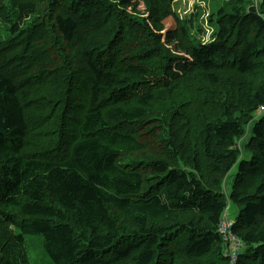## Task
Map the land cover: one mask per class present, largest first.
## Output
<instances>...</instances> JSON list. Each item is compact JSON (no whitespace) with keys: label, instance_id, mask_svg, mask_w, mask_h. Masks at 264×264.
<instances>
[{"label":"trees","instance_id":"obj_1","mask_svg":"<svg viewBox=\"0 0 264 264\" xmlns=\"http://www.w3.org/2000/svg\"><path fill=\"white\" fill-rule=\"evenodd\" d=\"M174 7L0 0V264H264V0Z\"/></svg>","mask_w":264,"mask_h":264},{"label":"rangeland","instance_id":"obj_2","mask_svg":"<svg viewBox=\"0 0 264 264\" xmlns=\"http://www.w3.org/2000/svg\"><path fill=\"white\" fill-rule=\"evenodd\" d=\"M224 0H175V7L174 12L180 16V18L188 24L191 31L194 32V34L199 38L202 39L204 42L211 41L212 34L214 32V27L210 23L209 17H210V8H215L216 6L222 4ZM196 5V7H195ZM200 7L203 10H201V15L198 20L191 21V16L189 15L193 11H197V8ZM183 23V22H182ZM166 28L175 27V21L172 17H169L165 20ZM184 25V24H183ZM200 27H202L203 31H200ZM8 36V32L6 31V25H4L2 22H0V37L5 39ZM46 42V43H50ZM55 46V41H54ZM66 48V46H64ZM58 49L57 47H55ZM70 52V47H69ZM62 58L61 55H59V59H56L55 61H59ZM53 65H57L56 63L52 62ZM64 64V63H63ZM57 71V70H56ZM51 72H53V69H51ZM83 68L76 67L75 71L73 72V82H79L80 77L83 76ZM55 81L57 83H60V78L58 76H54ZM260 117H257L259 119ZM253 123L250 124L249 130L253 127ZM157 131V129H155ZM249 132V131H248ZM250 137V135L245 139H237L236 143H242L245 140H247ZM154 139L157 140V133L154 135ZM240 146V145H239ZM245 158H249V155L247 153L244 154ZM238 171V164L235 165L231 172L229 173L228 177L225 180L224 183V191L229 194L231 190L232 185V179L234 177V174ZM241 207L235 204H229V209L225 212L223 222L225 224L230 223L228 220H235L237 215L240 212ZM25 240L26 245L28 247V253L31 264H54L52 258L49 256V254L46 252L44 247V236L42 233H33V234H25ZM238 254V253H237ZM233 255V254H232Z\"/></svg>","mask_w":264,"mask_h":264},{"label":"built area","instance_id":"obj_3","mask_svg":"<svg viewBox=\"0 0 264 264\" xmlns=\"http://www.w3.org/2000/svg\"><path fill=\"white\" fill-rule=\"evenodd\" d=\"M262 110H264V106L262 107ZM222 224H224V222H222ZM229 224V223H228ZM228 224H225L224 226L228 225ZM231 260L232 262H234V260L236 261V258H235V255L233 254L232 257H231Z\"/></svg>","mask_w":264,"mask_h":264},{"label":"bare ground","instance_id":"obj_4","mask_svg":"<svg viewBox=\"0 0 264 264\" xmlns=\"http://www.w3.org/2000/svg\"><path fill=\"white\" fill-rule=\"evenodd\" d=\"M235 255V258L237 259L238 258V254H234Z\"/></svg>","mask_w":264,"mask_h":264}]
</instances>
